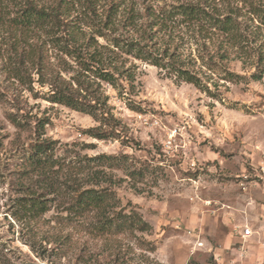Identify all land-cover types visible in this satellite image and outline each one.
<instances>
[{
	"label": "rangeland",
	"instance_id": "374dc122",
	"mask_svg": "<svg viewBox=\"0 0 264 264\" xmlns=\"http://www.w3.org/2000/svg\"><path fill=\"white\" fill-rule=\"evenodd\" d=\"M69 1L71 18L65 21L75 19L84 27L88 17L104 18L112 3ZM192 1L134 0L131 6L144 13L148 5L159 10ZM210 2L222 13L233 9L253 19L246 27L259 25L264 41V16L250 13L253 6L264 12V0ZM22 3L0 0V264H264V78L256 82L250 69L231 62L230 69L244 79L221 80L210 96L156 66L125 56L134 81L123 78L119 90L102 83L109 117L97 122L44 96L36 98L9 75L11 38L4 17H15ZM186 49L188 54L191 49ZM57 55L51 48L52 62ZM71 75L63 73L67 80ZM35 87L49 94L48 86ZM42 120L48 121L42 139L58 142L57 157H128L132 177L124 169L92 164L112 175L117 184L103 186L114 191L122 207L136 209L151 232L101 239L70 227L62 231L72 233L66 246L52 238L61 234L57 209L42 217L35 236L26 222L14 217L19 198L42 194L36 179L27 174ZM100 126L111 134L107 140L88 135ZM244 229L253 230L254 238L245 240ZM241 251L246 253L244 261L237 258Z\"/></svg>",
	"mask_w": 264,
	"mask_h": 264
},
{
	"label": "trees",
	"instance_id": "16d2710c",
	"mask_svg": "<svg viewBox=\"0 0 264 264\" xmlns=\"http://www.w3.org/2000/svg\"><path fill=\"white\" fill-rule=\"evenodd\" d=\"M133 3L112 0L104 18L88 17L85 29L75 19L65 21L71 18L69 0L47 4L23 0L15 17H4L9 20L4 25L11 38L7 49L9 75L36 98L44 96L52 104L69 107L101 123L109 117L108 97L100 93L102 83L119 90L123 78L134 81L125 56L156 66L177 82L191 84L210 96L212 86L218 87L221 80L244 79L230 69L231 62L238 61L244 69H250V78L256 82L264 78L261 27L255 25L249 30L246 24L254 21L250 17L233 9L222 13L210 0L164 5L159 10L148 5L144 13L131 6ZM250 13L264 16L258 6H253ZM187 46L191 49L188 54ZM51 48L58 52L56 62H52ZM63 73L72 74L71 78L67 80ZM36 83L42 88L48 86L49 94L37 90ZM47 124V120L40 122V137L27 159V174L36 179L42 194L19 198L14 217L26 222L34 235L41 229L42 217L57 209L61 234L52 238L66 246L72 233L62 231L70 227L101 239L151 232L152 226L136 209L122 207L114 191L103 186L107 182L117 184L112 175L92 164L130 172L128 157L99 155L75 161L57 157L58 142L42 139ZM88 135L98 140L111 136L101 126L90 129ZM91 216L94 220L90 221ZM155 248L151 246L150 250Z\"/></svg>",
	"mask_w": 264,
	"mask_h": 264
},
{
	"label": "crops",
	"instance_id": "0c3cea01",
	"mask_svg": "<svg viewBox=\"0 0 264 264\" xmlns=\"http://www.w3.org/2000/svg\"><path fill=\"white\" fill-rule=\"evenodd\" d=\"M251 231V234L250 235H245V229L242 231V237L247 240V239H250V238H254V231L253 230H250ZM262 245L264 246V243H262ZM259 251L258 249H256L255 252ZM245 251H241L239 252V254L237 255V258L240 260V261H244L247 257H246V253L244 254ZM261 253H264L263 251L260 250Z\"/></svg>",
	"mask_w": 264,
	"mask_h": 264
},
{
	"label": "built area",
	"instance_id": "2783aa9c",
	"mask_svg": "<svg viewBox=\"0 0 264 264\" xmlns=\"http://www.w3.org/2000/svg\"><path fill=\"white\" fill-rule=\"evenodd\" d=\"M250 234H251L250 229H245V235H250Z\"/></svg>",
	"mask_w": 264,
	"mask_h": 264
}]
</instances>
